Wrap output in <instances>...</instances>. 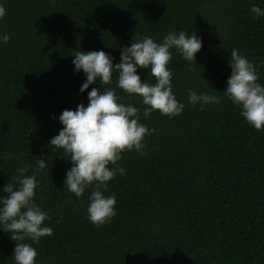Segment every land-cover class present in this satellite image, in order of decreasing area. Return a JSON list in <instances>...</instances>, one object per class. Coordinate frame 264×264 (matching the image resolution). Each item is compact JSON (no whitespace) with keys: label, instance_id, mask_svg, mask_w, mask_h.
<instances>
[{"label":"trees","instance_id":"obj_1","mask_svg":"<svg viewBox=\"0 0 264 264\" xmlns=\"http://www.w3.org/2000/svg\"><path fill=\"white\" fill-rule=\"evenodd\" d=\"M0 188L15 184L18 167L32 175L39 158L33 199L48 214L50 236L32 244L36 264H264V129L249 126L223 91L232 49L256 68L264 85V17L252 5L264 0H0ZM185 31L202 40L195 61L175 49L168 67L182 113L171 119L153 111L145 119L141 97L73 72L77 51L104 50L119 61L120 49L150 36L161 42ZM155 83L150 70L137 69ZM93 87L114 89L120 102L141 110L144 154L121 153L125 170L107 182L116 215L96 226L87 219L91 187L77 198L63 188L71 167L49 140L62 125L52 116L87 105ZM211 93L219 104L201 109L187 90ZM64 155V157L60 156ZM109 167H113L109 165ZM0 195H7L0 192ZM15 241L0 229V264H15Z\"/></svg>","mask_w":264,"mask_h":264},{"label":"clouds","instance_id":"obj_2","mask_svg":"<svg viewBox=\"0 0 264 264\" xmlns=\"http://www.w3.org/2000/svg\"><path fill=\"white\" fill-rule=\"evenodd\" d=\"M250 12L253 19L264 17V9L258 5H252ZM4 15L5 9L0 5V18ZM8 40L7 34L0 36V42L7 43ZM201 47V38L183 30L169 32L161 42H154L150 36L138 40L132 38L129 45L120 49L116 63L113 62L115 58L104 50L77 51L72 60L73 72L82 71L86 77L79 88L81 94L96 82L102 86L109 84L115 73L117 88L130 96L141 97L145 119L157 110L171 119L182 113L184 104L177 101L172 91V73L168 67L172 60L170 50L175 49L184 61L194 62ZM228 65L231 72L224 95L240 108V115L249 126L264 129V85L258 82L255 66L237 49L231 50ZM137 69L150 70L155 83L141 79ZM187 97L189 104H199L201 109L221 102L218 95L198 94L193 89L187 90ZM87 101V105L80 103L75 110L65 109L58 116H52L62 127L49 140V145L66 153V159L71 162L65 172L63 188L79 198L91 187L87 219L99 226L116 215V197L105 196L102 190H107V182L117 173L125 174V170L117 166L121 153L135 150L143 155L144 137L154 130L140 122L139 108L120 102L114 89L93 87L87 92ZM45 168V158L36 161L32 175H26L27 166L18 167L15 184L6 183L0 188V192L7 194L0 195V229L9 232L15 241L11 255L15 264H36V249L24 241L27 239L35 244L41 237L52 234V229L44 224L48 219L47 212L33 199L38 185L37 174Z\"/></svg>","mask_w":264,"mask_h":264}]
</instances>
